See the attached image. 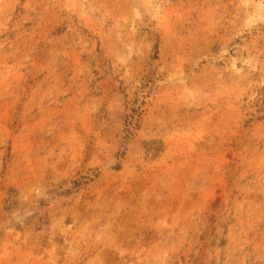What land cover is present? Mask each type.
Here are the masks:
<instances>
[{
	"label": "rangeland",
	"instance_id": "rangeland-1",
	"mask_svg": "<svg viewBox=\"0 0 264 264\" xmlns=\"http://www.w3.org/2000/svg\"><path fill=\"white\" fill-rule=\"evenodd\" d=\"M0 264H264V0H0Z\"/></svg>",
	"mask_w": 264,
	"mask_h": 264
}]
</instances>
